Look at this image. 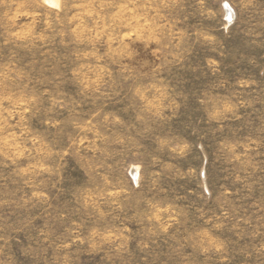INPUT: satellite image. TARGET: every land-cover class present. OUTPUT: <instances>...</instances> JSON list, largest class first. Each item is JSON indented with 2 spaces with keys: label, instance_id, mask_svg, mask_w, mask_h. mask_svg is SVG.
I'll return each mask as SVG.
<instances>
[{
  "label": "rangeland",
  "instance_id": "rangeland-1",
  "mask_svg": "<svg viewBox=\"0 0 264 264\" xmlns=\"http://www.w3.org/2000/svg\"><path fill=\"white\" fill-rule=\"evenodd\" d=\"M0 264H264V0H0Z\"/></svg>",
  "mask_w": 264,
  "mask_h": 264
},
{
  "label": "bare ground",
  "instance_id": "bare-ground-1",
  "mask_svg": "<svg viewBox=\"0 0 264 264\" xmlns=\"http://www.w3.org/2000/svg\"><path fill=\"white\" fill-rule=\"evenodd\" d=\"M137 173V172H136Z\"/></svg>",
  "mask_w": 264,
  "mask_h": 264
}]
</instances>
